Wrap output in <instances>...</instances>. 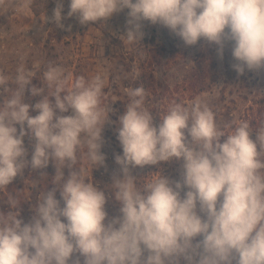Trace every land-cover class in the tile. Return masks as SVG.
<instances>
[{"label":"clouds","instance_id":"9594fccd","mask_svg":"<svg viewBox=\"0 0 264 264\" xmlns=\"http://www.w3.org/2000/svg\"><path fill=\"white\" fill-rule=\"evenodd\" d=\"M20 2L28 8L33 0ZM125 9L129 44L142 40L147 21L186 46L214 44L221 59L231 44L238 75L264 70V0H70L67 17L85 25ZM62 12L57 0L51 20L61 28ZM34 76L21 65L12 89L0 73L7 93L0 103V189L24 169L35 172L50 162L54 186L40 193L28 222L18 218V197L8 196V210H0V264H264V127L255 140L247 121L228 125L230 132L218 129L199 98L191 109L174 102L156 126L144 88L129 90L111 184L119 209L109 217L105 191L81 167L105 164L102 131L111 109L101 106L104 80L79 76L69 86L64 69L49 64L46 83L28 88ZM26 89L42 98L25 103ZM25 136L33 141L30 160ZM174 159L182 160L180 180L159 173L137 185L132 169Z\"/></svg>","mask_w":264,"mask_h":264},{"label":"rangeland","instance_id":"374dc122","mask_svg":"<svg viewBox=\"0 0 264 264\" xmlns=\"http://www.w3.org/2000/svg\"><path fill=\"white\" fill-rule=\"evenodd\" d=\"M69 2L63 0L62 16L65 19L61 28L51 20L57 0H33L28 8H23L20 0H6L0 7V73L8 77L12 89L21 65L35 73L28 88L33 85L42 87L46 83L43 73L49 64L64 69L65 75L70 76L69 86L79 76L86 79L97 74L101 76L104 80L101 106L109 105L111 109L102 131L104 145L101 151L106 160L104 166L92 168L82 162L81 167L85 169V178L105 191L109 217L118 215L119 209L111 188L113 174L119 169L114 157L122 155L117 139L119 116L131 100L129 90L137 88L145 77L150 80L149 77L154 76L156 90L160 93L144 102L156 126L174 102L191 109L199 98L215 114L218 129L230 132L228 125L235 127L241 121H247L253 129L250 138L255 140L256 130L264 127V70H246L243 75H238L231 67L235 62L231 44L226 46L221 59L214 44L201 40L195 46H186L167 28L147 21L143 22L142 40L129 44L123 37L127 9L106 21L81 25L76 16L67 17ZM6 97L7 93L0 90V103ZM41 98L33 97L26 89L25 103L34 105ZM50 99L54 102V97ZM37 114L30 110V115ZM71 114L69 111L63 115ZM32 143L28 136L24 137L29 160ZM67 171L65 169L66 175ZM181 171L182 160L174 159L158 165L138 166L132 169V175L142 187L157 178L159 173L180 180ZM54 175L51 162L46 169L35 172L30 167L24 169L23 175H18L9 186L0 189V210H8L7 198L14 195L21 205L18 218L28 222L40 193L54 186L51 183ZM57 199H60L59 192ZM181 264H184L183 260Z\"/></svg>","mask_w":264,"mask_h":264},{"label":"trees","instance_id":"16d2710c","mask_svg":"<svg viewBox=\"0 0 264 264\" xmlns=\"http://www.w3.org/2000/svg\"><path fill=\"white\" fill-rule=\"evenodd\" d=\"M150 80H147V78L145 77V79L143 80V83H139L138 87H145V92H146V97L145 99L150 101L153 96H157L158 94H160L159 92H157L156 90V86L154 84V76L152 75L151 77H149ZM145 83V84H144ZM143 84V86H142ZM226 137H221V142H223V140L225 139Z\"/></svg>","mask_w":264,"mask_h":264}]
</instances>
